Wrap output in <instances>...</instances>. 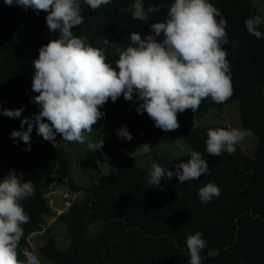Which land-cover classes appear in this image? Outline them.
I'll return each instance as SVG.
<instances>
[{"label": "trees", "instance_id": "16d2710c", "mask_svg": "<svg viewBox=\"0 0 264 264\" xmlns=\"http://www.w3.org/2000/svg\"><path fill=\"white\" fill-rule=\"evenodd\" d=\"M171 2L143 0L145 8L152 4L159 9L149 13L148 21L132 17V0H111L95 10L83 5V23L71 30L103 48L106 61L115 67V48L127 47L133 31L140 32L143 39L150 32L147 23L163 21ZM209 2L227 21V43L221 47L229 62L231 96L223 103L210 96L203 98L194 112H178L179 126L168 131L154 126L146 112L138 114L135 99L126 101L121 95L115 102H105L103 116L92 125L103 138L102 148L84 149L77 162L95 178L83 187L85 192L76 202L56 217L69 239L67 247L57 250L53 234L44 235L39 247V253L51 264H188L185 239L197 230L206 241L201 264H264V26L258 29L260 38L247 31L245 19L260 15L251 0ZM29 16L20 15L8 4L0 6V109L24 106L20 117L0 114V178L11 169L22 173L21 179L32 180L33 194L21 201L29 220L22 225L18 250L33 251L28 235L55 215L45 195L48 183L57 179L73 189L80 188L65 180L67 163L57 167L60 158H66L65 150L52 149L35 132V123L30 150H25L26 144L19 138L10 136L22 117L39 110L30 102L35 95L31 89L32 60L38 56L37 42L50 34L45 20ZM51 35L54 38L57 34ZM105 36L114 47L103 43ZM231 110L242 124L240 128L251 137L242 141L244 148L236 144L232 154L211 156L205 152L207 130L227 128L221 122L223 114ZM125 125L130 140L116 133ZM142 143L153 144L145 154V165L128 155ZM189 148L206 160V173L183 183H177L175 176L164 177L157 187L147 182L153 163L172 168L178 161H187ZM105 166L107 172H96ZM208 182L218 186L219 194L202 203L197 190ZM95 222L101 223L103 231L86 235L88 226ZM18 258L24 259L22 255Z\"/></svg>", "mask_w": 264, "mask_h": 264}, {"label": "clouds", "instance_id": "9594fccd", "mask_svg": "<svg viewBox=\"0 0 264 264\" xmlns=\"http://www.w3.org/2000/svg\"><path fill=\"white\" fill-rule=\"evenodd\" d=\"M110 3L111 0H0V6L8 4L20 15L29 16L30 13L45 20L48 30L44 29L50 34L45 40L37 42L40 46L38 56L32 60L34 71L31 89L35 95L30 98V102L35 103L39 110L30 117H22L19 128L10 132L14 140L19 138L26 144V151L30 150V134L34 123L35 132L52 149L66 148H55L50 144H55L57 134L68 145L71 141L84 143L85 134L91 132L92 125L103 116L101 109L105 102L109 99L115 102L121 95L126 101L135 99L136 112H146L154 126L164 131L176 129L179 126L177 113L186 109L194 112L203 98L210 96L214 102L223 103L231 96L229 62L225 58L226 51L221 47L227 43V21L209 0H172L163 21L147 23L150 32L144 34L143 39L140 32L133 31L127 47L115 48L118 53L115 67L106 61L103 48L93 46L86 38L74 35L71 30L73 26L83 23V5L95 10ZM129 10L134 19L148 21L149 13L159 9L152 4L145 8L143 0H132ZM244 25L250 34L260 38L262 33L258 29L264 26V16L247 17ZM51 33L57 35L53 38ZM103 43L114 47L106 36ZM23 110V105L3 108L0 114L16 118L21 116ZM116 133L122 139L132 138L126 125L116 129ZM246 135L247 130L238 127L208 129L205 152L211 156H220L221 152L232 154L235 145ZM103 143V139L95 143L89 141L86 147L70 155L64 153L66 158H60L58 169L61 164L67 163L68 171L72 159L71 162L80 167V172L91 175L88 169L83 171L77 162L82 158L84 149L99 150ZM150 151L151 146L142 143L128 155L136 161ZM59 152L62 154V151ZM207 171V162L201 153L190 150L187 161H178L172 168L153 163L146 179L157 187L164 177L168 180L175 176L177 183H183L196 180ZM58 172L61 174V171ZM21 175L10 169L0 178V264H44L43 255L38 258L33 248V251L27 248L18 250V243L24 234L22 225L29 220L21 201L34 192L32 180L21 179ZM69 179L73 182L72 177ZM55 182L62 181L54 179L49 182L45 195ZM72 184L77 185L74 182ZM83 187L74 190L82 191ZM218 194L219 188L213 182L197 190L202 203L209 202ZM65 199L68 206L63 212L77 198L70 201ZM58 215L55 213L49 217L40 229L44 230L48 220L55 218L47 228L51 226L48 232L55 236L57 250L56 234L52 228L58 224L63 236L65 234L64 227L56 222ZM100 225V222L90 224L86 235H93L96 230L100 234L103 231ZM45 232L41 235L47 236ZM64 241L69 239L65 238ZM185 244L189 254L188 264H201L200 253L206 246L202 233L197 230L187 235ZM21 255L24 259L18 258Z\"/></svg>", "mask_w": 264, "mask_h": 264}, {"label": "rangeland", "instance_id": "374dc122", "mask_svg": "<svg viewBox=\"0 0 264 264\" xmlns=\"http://www.w3.org/2000/svg\"><path fill=\"white\" fill-rule=\"evenodd\" d=\"M251 1H252V7L261 16H264V0H251ZM183 116L186 117V115H183ZM204 118L205 117H202V119H204ZM190 123L194 124L193 121H190ZM221 123L226 125L227 128H233V127L240 128V126L242 125V124L240 125L238 123V121H236V115H235L234 111H232V110L223 114V120H222ZM91 132H94L93 135H92ZM91 132H89L88 137L85 138V142L84 143L71 141V143L68 145L67 141L62 140L60 134H57L56 137H55V139H56L55 144H53L51 142H50V144L53 147H55V148L66 147V148H64V150L66 152L65 154L66 155H70L73 151H76V150H79V149H82V148L86 147L87 143L89 141H99V140L103 139L102 137H100V134H97V132L94 131L93 129H92ZM250 137H251V133L248 132L243 140L247 141ZM242 141H240L237 144L240 145L241 148H244V145L242 144ZM152 145L153 144H151V146ZM190 150H192V148ZM71 160L72 159H70V168H68L65 180L69 181L68 178L72 177L73 182L75 184L79 185V186H86L92 180H94L93 178H95V175H89V174H87L85 172H80L79 171L80 167L75 166V164L73 162H71ZM137 161H138L139 164L145 165L146 162H147V156L145 155L142 158H138ZM72 167H74L73 170H72ZM108 169H109L108 166H105L101 170H96V172L98 174H101L102 172L103 173L107 172ZM74 178H77V179H74ZM46 195L48 197L49 204L54 208L56 215H58L61 212H63V210L66 209L67 206H68V203H65V200H66L65 197L67 199H69L68 201L74 200V199H76V198H78L79 196L82 195V191L74 190L69 183L55 182V183L50 185L49 192ZM54 220H55V218L49 219L48 222H47V225L44 228V230L34 231L28 237L29 243L32 246L34 252L37 254L38 258H40V256H42L39 253V247H40V245H42L44 243V237H45V236H42L41 233H43L46 230L45 234L48 235L50 232H48L47 226H48V224H50ZM52 231L56 234V242H57L56 245H57V248L60 251H62V249L66 246V243L64 241L65 238L63 236V232L61 231V229L58 226V224H56L54 226V228H52ZM43 263L44 264H51L46 259H44Z\"/></svg>", "mask_w": 264, "mask_h": 264}]
</instances>
